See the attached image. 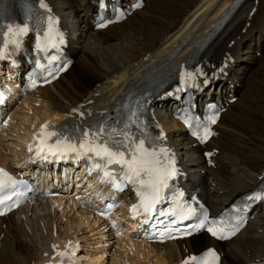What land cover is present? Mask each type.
Instances as JSON below:
<instances>
[{
	"label": "bare ground",
	"instance_id": "1",
	"mask_svg": "<svg viewBox=\"0 0 264 264\" xmlns=\"http://www.w3.org/2000/svg\"><path fill=\"white\" fill-rule=\"evenodd\" d=\"M49 1L73 33L70 49L76 62L56 83L20 106V120L1 132L2 165L9 164L8 157H22V138L32 124L69 118L75 106L86 112L114 107L128 83L158 67L190 35L210 32L235 0H147L124 22L99 32L91 29L96 0ZM259 48L262 53L256 57ZM202 59L211 71L222 60L231 59L220 87L227 90L230 80L237 84L238 93L237 101L220 117L219 135L203 149H188L192 157L185 165L192 194L217 212L264 179V0H246ZM157 110L154 115L160 114ZM161 124L181 153L192 145L177 123L161 120ZM8 130L21 136L9 140ZM212 149L218 152L211 159L213 166H207L201 152ZM98 223L62 203L56 208L42 202L32 209H20L0 219V264H43L50 246L64 238L81 244L82 259L91 253L89 264H173L186 248L192 252L193 247L211 245L223 253L221 264H248L264 257V215L221 245L201 235L162 246L113 239L110 246L98 232Z\"/></svg>",
	"mask_w": 264,
	"mask_h": 264
},
{
	"label": "snow or ice",
	"instance_id": "2",
	"mask_svg": "<svg viewBox=\"0 0 264 264\" xmlns=\"http://www.w3.org/2000/svg\"><path fill=\"white\" fill-rule=\"evenodd\" d=\"M101 6H103L101 0ZM140 5H137L139 7ZM39 7L47 9L48 6L44 0H39ZM50 11V10H49ZM57 21L48 16L46 20L47 27L38 39L36 47L38 50L47 52L49 48H59L64 43L62 35L57 31L55 25ZM103 26V25H101ZM29 33L27 23L4 24L0 22V59H4L10 50L20 49L23 38ZM56 57L49 58V63ZM42 68L43 65L37 64ZM187 83L194 78L192 73H184ZM35 86L34 84L32 85ZM4 99L3 93H0V102ZM75 111V110H74ZM135 116V113H133ZM186 124L190 121L185 119ZM216 117L210 119V123L214 124ZM119 123V122H118ZM137 126V131H132V126ZM200 139L207 140L213 133L208 127L203 128ZM38 142L37 152L47 151L50 155H66L69 152L76 153L77 156H88L98 158L102 163L97 162L94 169H101L105 182L110 183L118 191H123L126 186L131 185L138 203L131 206L133 218L143 216L144 223L152 219L155 215L175 217L171 221L172 224L182 222L191 218L196 209L191 205L180 203L178 198H174L175 207L168 211L160 209L157 206L166 200V191L170 189V181L178 174L175 166L174 155L170 149L163 144L166 139L163 131L159 135L153 137L144 130V125L139 122V118H129L128 123H123L121 127H105L103 123L100 125L81 130L79 142L74 143L72 138L63 130H59L51 126L49 123L41 125L39 131L35 135ZM52 141V143H49ZM29 151H32L30 146ZM46 158V157H45ZM16 181L3 169H0V204H5L12 200L13 196L23 195L16 193L14 190L9 193V189L13 188ZM179 197H183V193H179ZM18 202V201H17ZM109 209L112 205L108 206ZM11 210V206H9ZM162 222V221H161ZM206 230L217 239H227L223 221L210 220L207 212L203 214V219L199 223L189 224L183 230L175 229L181 236H191L200 230ZM238 229H233L231 234H235ZM173 229H167L166 233H160L161 236L167 235L168 239H175L172 235ZM63 257L66 253H60ZM219 256L217 253L209 249L203 255H192L183 261V264H218Z\"/></svg>",
	"mask_w": 264,
	"mask_h": 264
},
{
	"label": "rangeland",
	"instance_id": "3",
	"mask_svg": "<svg viewBox=\"0 0 264 264\" xmlns=\"http://www.w3.org/2000/svg\"><path fill=\"white\" fill-rule=\"evenodd\" d=\"M74 75V74H73ZM17 139H18V137H17ZM239 169H242L241 167H239Z\"/></svg>",
	"mask_w": 264,
	"mask_h": 264
}]
</instances>
